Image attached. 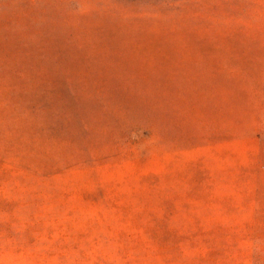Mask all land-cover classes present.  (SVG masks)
<instances>
[{"label": "rangeland", "instance_id": "374dc122", "mask_svg": "<svg viewBox=\"0 0 264 264\" xmlns=\"http://www.w3.org/2000/svg\"><path fill=\"white\" fill-rule=\"evenodd\" d=\"M0 264H264V0H0Z\"/></svg>", "mask_w": 264, "mask_h": 264}]
</instances>
